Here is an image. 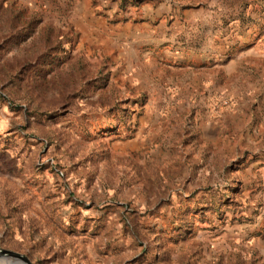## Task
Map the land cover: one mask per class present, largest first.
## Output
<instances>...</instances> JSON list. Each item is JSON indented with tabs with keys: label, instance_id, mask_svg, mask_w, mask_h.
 <instances>
[{
	"label": "rangeland",
	"instance_id": "374dc122",
	"mask_svg": "<svg viewBox=\"0 0 264 264\" xmlns=\"http://www.w3.org/2000/svg\"><path fill=\"white\" fill-rule=\"evenodd\" d=\"M0 249L264 264V0H0Z\"/></svg>",
	"mask_w": 264,
	"mask_h": 264
},
{
	"label": "water",
	"instance_id": "95a60500",
	"mask_svg": "<svg viewBox=\"0 0 264 264\" xmlns=\"http://www.w3.org/2000/svg\"><path fill=\"white\" fill-rule=\"evenodd\" d=\"M0 260H5L11 264H31L29 258L17 251L0 249Z\"/></svg>",
	"mask_w": 264,
	"mask_h": 264
},
{
	"label": "bare ground",
	"instance_id": "6f19581e",
	"mask_svg": "<svg viewBox=\"0 0 264 264\" xmlns=\"http://www.w3.org/2000/svg\"><path fill=\"white\" fill-rule=\"evenodd\" d=\"M1 261L11 264L10 262H8V261H5V260H0V264H1Z\"/></svg>",
	"mask_w": 264,
	"mask_h": 264
}]
</instances>
